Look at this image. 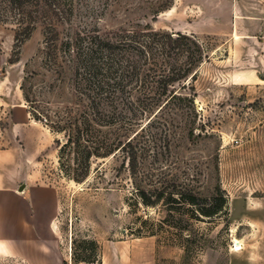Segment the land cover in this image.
Masks as SVG:
<instances>
[{
    "label": "rangeland",
    "instance_id": "rangeland-1",
    "mask_svg": "<svg viewBox=\"0 0 264 264\" xmlns=\"http://www.w3.org/2000/svg\"><path fill=\"white\" fill-rule=\"evenodd\" d=\"M238 3L242 15L235 20ZM144 13L111 6L99 26L108 31L139 19L156 30L202 39L208 58L193 81L195 112L175 116L193 126L189 131L172 125L181 136L173 137V149L188 163L200 195L221 187L227 199L223 213L192 220L183 203L172 212L163 202L136 203L120 157L93 160L81 183L69 179L55 141L62 136L49 127L53 109L67 94L46 65V23L37 20L24 38L26 23L19 28V15L11 13L0 16V176L15 177L16 186L26 179L54 188L43 225L60 247L61 264H264V82L230 80L233 72L260 63L251 48L260 47L255 35L263 42L262 33L250 31L262 29L264 17L257 24L248 15L264 16V0H174L155 19ZM2 200L15 216L29 217L13 194ZM10 264H20L19 258Z\"/></svg>",
    "mask_w": 264,
    "mask_h": 264
},
{
    "label": "trees",
    "instance_id": "trees-1",
    "mask_svg": "<svg viewBox=\"0 0 264 264\" xmlns=\"http://www.w3.org/2000/svg\"><path fill=\"white\" fill-rule=\"evenodd\" d=\"M173 1L0 0V16L19 15L17 26L26 23L28 29L24 38L37 20L46 23V65L67 94L53 109L49 127L62 136L55 141L69 179L81 183L93 160L120 157L119 169L129 174L136 203L163 202L169 212L183 203L190 219H211L225 210V194L218 184L210 195L199 194L188 163L173 149V137L181 136L172 130L175 124L180 130L193 126L175 116L195 112L193 81L208 58L202 39L156 30L139 19L108 31L99 26L111 6L144 10V17L155 19Z\"/></svg>",
    "mask_w": 264,
    "mask_h": 264
},
{
    "label": "crops",
    "instance_id": "crops-1",
    "mask_svg": "<svg viewBox=\"0 0 264 264\" xmlns=\"http://www.w3.org/2000/svg\"><path fill=\"white\" fill-rule=\"evenodd\" d=\"M240 10L241 6L238 3L237 8L233 9L235 20L242 15ZM248 16L254 18L255 22L264 17L258 14H249ZM257 24L259 23L257 22ZM252 32L262 33L263 42L259 41L261 36L255 35L260 47L255 45L251 48L257 52V58H261L260 63L257 61L253 68H243L233 72L230 75V80L233 82H264V26L262 29L259 26L256 32L250 31V33ZM261 48L263 52L259 51ZM21 184L24 185V188L19 191L18 188ZM16 185L15 177L9 174L0 176V213L2 214L0 215V259L6 260L3 264H10V260L14 261L17 257L20 264H61L64 257L61 255L60 247L55 239L48 235L46 226L44 227L47 221H45L46 218H43L44 210L48 212L49 216L53 209L52 193L54 188L41 181L29 182L26 179L18 186ZM28 193L32 195L29 200L26 197ZM8 194H13L19 199L20 204L29 213V217L15 216L13 208L2 200V196ZM31 209H38V212L30 214L29 210Z\"/></svg>",
    "mask_w": 264,
    "mask_h": 264
},
{
    "label": "water",
    "instance_id": "water-1",
    "mask_svg": "<svg viewBox=\"0 0 264 264\" xmlns=\"http://www.w3.org/2000/svg\"><path fill=\"white\" fill-rule=\"evenodd\" d=\"M23 188H24V185L21 184V185L19 186L18 190L21 191Z\"/></svg>",
    "mask_w": 264,
    "mask_h": 264
},
{
    "label": "built area",
    "instance_id": "built-area-1",
    "mask_svg": "<svg viewBox=\"0 0 264 264\" xmlns=\"http://www.w3.org/2000/svg\"><path fill=\"white\" fill-rule=\"evenodd\" d=\"M0 76H1V72H0ZM0 91H1V80H0Z\"/></svg>",
    "mask_w": 264,
    "mask_h": 264
}]
</instances>
